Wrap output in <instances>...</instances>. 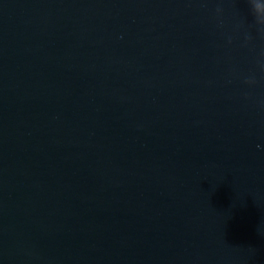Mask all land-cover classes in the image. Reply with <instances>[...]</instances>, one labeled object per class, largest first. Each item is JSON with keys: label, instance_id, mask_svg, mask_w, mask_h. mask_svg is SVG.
Listing matches in <instances>:
<instances>
[{"label": "water", "instance_id": "obj_1", "mask_svg": "<svg viewBox=\"0 0 264 264\" xmlns=\"http://www.w3.org/2000/svg\"><path fill=\"white\" fill-rule=\"evenodd\" d=\"M0 264H264V0H0Z\"/></svg>", "mask_w": 264, "mask_h": 264}]
</instances>
